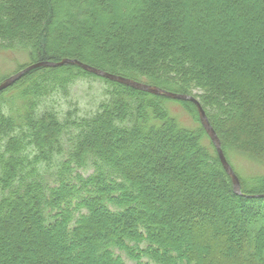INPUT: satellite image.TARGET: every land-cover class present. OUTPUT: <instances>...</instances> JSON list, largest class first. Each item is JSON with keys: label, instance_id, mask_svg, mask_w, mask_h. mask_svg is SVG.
I'll list each match as a JSON object with an SVG mask.
<instances>
[{"label": "trees", "instance_id": "1", "mask_svg": "<svg viewBox=\"0 0 264 264\" xmlns=\"http://www.w3.org/2000/svg\"><path fill=\"white\" fill-rule=\"evenodd\" d=\"M0 52L196 97L242 191L194 103L36 68L0 92V264H264V173L233 164H264V0H0Z\"/></svg>", "mask_w": 264, "mask_h": 264}, {"label": "rangeland", "instance_id": "2", "mask_svg": "<svg viewBox=\"0 0 264 264\" xmlns=\"http://www.w3.org/2000/svg\"><path fill=\"white\" fill-rule=\"evenodd\" d=\"M98 13L100 16H104V13L102 11L101 12L98 11ZM116 13L117 12H115V14ZM55 43L58 45V44H61V41L56 39ZM9 55H6L5 53L0 52V82H2L5 78L15 74L18 71L19 66L22 65V63L27 62V56L24 55V53L18 52V53L9 54ZM158 148H159L158 155H162L164 150L162 149V147L158 146ZM169 153H170V157H169V160L167 161V165L177 167L181 175L180 179L175 180V182L173 183L177 192H183V191L185 192L187 190H191L196 196H199L200 188L199 187L197 188L195 187L193 189L191 188L192 179L199 178L200 180H205V181L207 180L210 183H212L211 178L208 177L206 173H204L202 170L195 171L191 169L189 166V160L187 159L180 160L179 156L182 154L181 149H174V150H171V152ZM233 164L235 165L234 166L235 169L239 171L238 173L243 178L250 179V178H254L259 173H262V174L264 173L263 163L254 162L244 157H239V156L234 157ZM142 165L143 164H140V166ZM153 165L154 164L152 163L151 166ZM142 167H144L145 169L148 168L144 165ZM214 190L218 191L216 187H214ZM167 217H169V215H167ZM24 218L25 217L21 219V223H25ZM201 232H202L201 228L194 229L193 234L197 236ZM21 233L22 234L20 235V237L22 241H24V243H26L27 245H30V246L37 245L39 243L31 231H22ZM16 234L14 233V230L9 231V235L5 241L9 246H12L15 244V239L18 238ZM209 234L212 235V233H209ZM0 240H1V235H0Z\"/></svg>", "mask_w": 264, "mask_h": 264}, {"label": "water", "instance_id": "3", "mask_svg": "<svg viewBox=\"0 0 264 264\" xmlns=\"http://www.w3.org/2000/svg\"><path fill=\"white\" fill-rule=\"evenodd\" d=\"M65 64L77 65V66L83 68L85 71H88L94 75L104 77V78H107L109 80L120 82L122 84H125L127 86H130V87L138 89V90H143V91L154 93L157 95H163L166 97L179 99V100H183V101H189V102L194 103L195 106L197 107L200 121H201L204 129L206 130L207 134L211 138L213 144L215 145L224 169L226 170V172L229 174V176L232 179L233 188H234L235 193L242 194L240 180H239L237 174L235 173V171L233 170L232 166L228 162V160H227V158L223 152V149L221 146V141H220L216 131L214 130L213 126L211 125L209 118H208L204 108L202 107L201 103L199 102V100L196 97H194L192 95L176 93V92H172V91H168V90L159 88L157 86L144 84V83H141V82H138V81H135V80L123 77V76H119L116 74L109 73V72L104 71L102 69H99V68L93 67L89 64H86L80 60L69 59V58H64L60 61L46 60V61H40V62L31 64V65L23 68L22 70L18 71L17 73H15V74L9 76L8 78L4 79L2 82H0V92L7 89L8 87H10L12 84H14L21 77H23L24 75H26L28 72H30L33 69L40 68V67H59V66L65 65ZM253 196L256 197L259 195H253ZM253 196H251V197H253ZM260 196H263V195H260Z\"/></svg>", "mask_w": 264, "mask_h": 264}]
</instances>
